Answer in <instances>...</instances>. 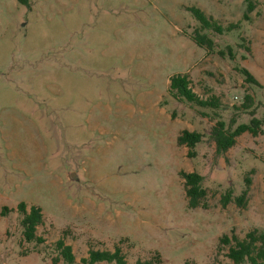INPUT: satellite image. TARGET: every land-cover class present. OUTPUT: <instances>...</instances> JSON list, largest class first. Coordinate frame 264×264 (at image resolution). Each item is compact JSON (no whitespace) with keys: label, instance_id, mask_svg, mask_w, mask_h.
Returning a JSON list of instances; mask_svg holds the SVG:
<instances>
[{"label":"rangeland","instance_id":"rangeland-1","mask_svg":"<svg viewBox=\"0 0 264 264\" xmlns=\"http://www.w3.org/2000/svg\"><path fill=\"white\" fill-rule=\"evenodd\" d=\"M193 6L242 27L207 31L210 51ZM239 66L264 84V0H0V264H55L61 238L78 264L117 246L130 263L160 252L165 264H235L222 236L264 229V133L224 155L209 133L216 110L229 125L249 119L237 109L247 93L264 113V85ZM179 73L224 108L171 97ZM185 129L207 134L194 158ZM183 170L205 175L209 208L189 207ZM249 184L246 207L224 206ZM22 202L43 208V244L26 241Z\"/></svg>","mask_w":264,"mask_h":264},{"label":"trees","instance_id":"trees-1","mask_svg":"<svg viewBox=\"0 0 264 264\" xmlns=\"http://www.w3.org/2000/svg\"><path fill=\"white\" fill-rule=\"evenodd\" d=\"M256 8V3L250 1V6L245 14V18L251 20V13H253ZM189 9L196 14L201 22V25L197 26L192 33L193 37L199 44L206 46L210 51L215 50L216 41L207 31L225 34L227 31H234L242 27L240 22H230L228 26H225L221 20L208 15L206 11L198 6L189 7ZM243 39L247 41V38ZM227 50L232 58L235 59L233 46H228ZM227 50H221L220 53L226 55ZM237 69L246 76V81L248 83L256 84L260 87L264 85L248 67L239 66ZM169 94L176 100H185L204 107L224 108L220 97L211 95L208 98H204L199 94L194 89L193 80L189 73H179L172 76ZM255 100L253 94L247 93L243 104L237 106L238 110L250 113L249 119L243 122H238L237 118H233L232 124L229 125L220 112L216 110L215 113L219 116V120L217 124L213 126L209 135L216 142L219 155H224L231 148L236 146L238 138L245 133H250L254 136H259L264 133V113L259 114L257 112L258 108ZM206 135L207 134L203 131L185 129L179 136V144L181 146H187L189 148V156L194 158L198 155L197 149L205 140ZM181 174L185 180L189 207L209 208L210 192L205 185V175L199 171L188 172L184 170ZM249 182L251 183L252 180H249ZM249 193L250 184L247 185V188L238 197H235L233 189H230L223 196V204L227 207L235 200L240 206L246 207ZM19 211L22 214L21 222L24 228L26 241L43 244L46 238L39 235V227L45 222L43 208L38 205H33L29 208L27 202H22L19 205ZM8 212H10V210L7 211V214ZM220 243L221 250H228L227 256L232 259L235 264H264V229L262 228L255 227L244 236L236 230H233L232 234H224ZM57 245L60 256L54 259L55 264H60L62 258L65 260L66 264H78L73 245L68 244L65 238H61L57 242ZM104 262L116 264H165L164 258L160 252H157L152 258L139 259L135 263H130L121 246H117L115 251L109 249H91L90 255L82 259L83 264H103Z\"/></svg>","mask_w":264,"mask_h":264},{"label":"water","instance_id":"water-1","mask_svg":"<svg viewBox=\"0 0 264 264\" xmlns=\"http://www.w3.org/2000/svg\"><path fill=\"white\" fill-rule=\"evenodd\" d=\"M74 176H78L77 173H74ZM76 180H79V177L78 178H75Z\"/></svg>","mask_w":264,"mask_h":264}]
</instances>
